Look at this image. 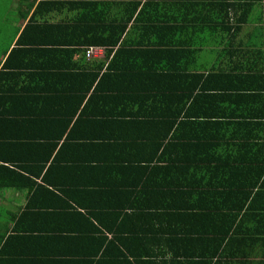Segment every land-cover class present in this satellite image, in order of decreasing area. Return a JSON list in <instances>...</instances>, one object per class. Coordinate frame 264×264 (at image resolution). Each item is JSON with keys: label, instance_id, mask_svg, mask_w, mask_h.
I'll use <instances>...</instances> for the list:
<instances>
[{"label": "trees", "instance_id": "1", "mask_svg": "<svg viewBox=\"0 0 264 264\" xmlns=\"http://www.w3.org/2000/svg\"><path fill=\"white\" fill-rule=\"evenodd\" d=\"M36 1L20 0L23 19ZM196 1L130 0L127 4L118 0L117 7L111 1L84 0L76 3L73 20L51 21L40 17L59 8H48L50 2L66 3L69 8L75 3L41 0L18 38L12 53L29 44L25 39L30 34L40 39L80 27L81 43L86 46L83 54L87 55L90 45L105 46L103 64L109 63L91 74L93 80L84 82L88 87L71 92L84 101L94 79L99 78L90 102L115 91L112 98L117 104L119 98L128 96L132 109L136 107L125 117L120 105L117 116L109 119L114 122L112 134L94 137L85 146H68L65 141L58 146L63 137L57 135L28 149L27 156L2 157L9 165L0 163V171L13 178L6 184L16 183L30 194V230L37 228L41 234L64 231L76 239L73 260L58 259V264H239L248 256L244 243L261 244L264 249L262 70L255 73L258 69L242 64L202 75L179 67L177 72L185 79L169 87L166 82L175 69L165 58H157L152 49L126 50L131 45L129 33L135 29L141 30L137 44L174 52L185 42L163 40L156 33H181L190 25L212 24L226 29L228 41L238 39L254 6L253 0L246 4L211 0L212 21L199 12ZM112 9L114 14L109 13ZM19 29L15 27V34ZM179 57L184 58L181 51ZM132 60L139 62L137 69ZM25 64L35 71L48 67ZM90 67L84 66L83 73ZM137 72L145 73L149 82H140V89L130 88L122 75L143 78ZM109 74L116 82L109 91L102 90L101 79ZM258 75L259 82L249 84ZM22 142L18 141L19 147ZM76 170L82 173L81 179H74ZM40 176L42 182L34 178ZM53 198L60 214L68 216L63 224L61 218L57 220L59 214L51 211L56 207L50 202ZM44 212H49L45 215L50 222L48 218L39 221ZM249 231L258 235L248 237Z\"/></svg>", "mask_w": 264, "mask_h": 264}, {"label": "crops", "instance_id": "2", "mask_svg": "<svg viewBox=\"0 0 264 264\" xmlns=\"http://www.w3.org/2000/svg\"><path fill=\"white\" fill-rule=\"evenodd\" d=\"M39 1L41 0H37L32 9L29 10L26 19H23L24 11L20 10V0H10L9 3L3 2V12L1 13L3 20L0 21V163L7 165H9V160L2 158L3 156L12 155V158H18V155L27 156L25 153L28 152V149L34 150L38 144H45L47 143L46 139L57 135L63 137L58 146L64 141L65 145L68 146L72 144L75 147L85 146L88 141H94V137L112 134L113 127L111 125L114 126V122H109V119L112 115L117 116L116 113L120 110V105H123L122 112L125 117L127 114L129 115V112L136 110L135 106L132 109L131 98L128 96L119 98L121 103L117 104V101L112 98V93L115 94V91L103 94L102 99L97 98L96 103L90 102L88 99L98 86L99 78H96V81L94 79L84 101L78 94L71 92H79L84 89L83 87H88L93 80L91 74L96 72L101 65L105 67L109 63L107 60L103 64L106 60L107 48L105 46L90 45L102 47V53L99 55L88 56L83 54L82 50L86 46L81 43L84 35L80 27L71 28L67 32H63L61 29L59 33L51 32L40 39L30 34L25 39V41H29L27 42L29 44L20 45L21 48L15 49V53H12ZM61 1L75 3L73 6L71 5V8L74 9L71 10L66 3L52 4L50 2L48 8H55L56 6L59 8L44 12L40 17H46L51 21H71L77 17L78 6L76 3L84 2V0ZM98 1L104 3L111 1L112 4L116 3L115 6L118 5V0ZM119 1L128 4L130 0ZM131 1L134 3L139 0ZM144 1L142 0V2ZM209 1L211 0H198L196 2L200 3L199 12L213 21L209 15V11L212 9ZM248 1L227 0V2L234 4H246ZM253 1L254 6L249 16V24L246 25L238 39L228 41L224 37L226 29L222 26L217 28L212 24L190 25L185 32L181 33H156V36L163 40L185 42L181 47H176L177 51L174 52L166 51L159 46L137 44L141 30L135 29L129 33L128 40L131 45L126 50L130 51L134 48V53L136 51L141 53L147 49H152L157 52V58L160 55L165 58L175 69L173 72L176 73L174 76H172L173 72L170 73L171 75L166 82L169 87L170 84L176 85L179 78L185 79L182 74L177 72L179 67L190 69L189 72L196 71L202 75H209L211 71L220 73L223 69L229 70L232 67L246 64L250 68L258 69L254 71L255 73L262 70L261 74L264 80V0ZM243 8L244 4L241 6V9ZM115 11L112 9L109 13L114 14ZM81 13L80 10L78 18L81 17ZM218 19H221L219 15ZM15 27L20 28L17 34H15ZM92 33L97 32L92 31ZM173 34H175V38L172 36ZM33 40L45 42L37 44L32 42ZM117 47H113L114 50ZM170 48L171 46H168V49ZM179 51L184 55L182 60L179 57ZM25 63L48 64V67L45 69L39 67L38 71H35V67H27ZM132 63L133 68L137 69L139 62L132 60ZM90 65V69L83 73V70L87 69L84 66ZM139 74L143 78L137 75L125 78L122 75V79L129 84L130 88L140 89V82L149 81L145 73ZM222 76H226L225 72L222 73ZM259 77L260 75L256 80H250L249 84H257ZM87 81L89 83L84 85V82ZM115 82V79L109 74L102 77L100 87L102 90L109 91ZM137 84L139 86H134ZM154 90L157 89L154 88ZM68 116L72 118L68 119ZM115 132L118 131L115 130ZM68 134L69 137L66 138ZM19 140L24 141L20 147ZM40 149L36 150L37 153ZM76 173L74 179H81L82 173L77 170ZM5 174L4 171H0V264H58V259L72 261L75 256L74 244L76 239L69 237L72 234L64 233V231L51 232L47 230L41 234L37 228L30 230L32 228L27 206L30 194L27 189L19 188L16 183L6 184L13 178ZM34 178L38 182H42L41 176ZM56 193L62 194L59 190ZM50 202L56 206L51 210L52 213L59 214L54 219L56 217L57 220L61 218L59 222L63 224V219L67 221L68 216L60 214L62 211L57 208L59 203L56 198L50 199ZM80 210L83 211L82 208ZM45 213L49 212L39 215V221L48 218ZM35 220L37 221V218ZM50 220L48 218L47 222ZM252 225L258 224L253 223ZM248 235H250L248 237H256L258 234L249 231ZM248 242L243 245L248 256L239 260V264H264L263 245L259 244L256 247L252 244L251 246Z\"/></svg>", "mask_w": 264, "mask_h": 264}, {"label": "built area", "instance_id": "3", "mask_svg": "<svg viewBox=\"0 0 264 264\" xmlns=\"http://www.w3.org/2000/svg\"><path fill=\"white\" fill-rule=\"evenodd\" d=\"M102 53V47H98V46H90L87 49V55L88 56H92L94 54H101Z\"/></svg>", "mask_w": 264, "mask_h": 264}, {"label": "rangeland", "instance_id": "4", "mask_svg": "<svg viewBox=\"0 0 264 264\" xmlns=\"http://www.w3.org/2000/svg\"><path fill=\"white\" fill-rule=\"evenodd\" d=\"M12 1V0H11ZM3 2H5V3H9L10 2V0H3V1H0V21L1 20H3L2 19V12H3ZM1 40H2V38H1Z\"/></svg>", "mask_w": 264, "mask_h": 264}]
</instances>
